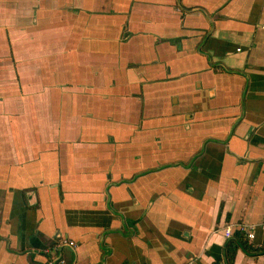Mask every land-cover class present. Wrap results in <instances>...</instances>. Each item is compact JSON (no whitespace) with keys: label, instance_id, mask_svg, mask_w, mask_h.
Segmentation results:
<instances>
[{"label":"crops","instance_id":"crops-1","mask_svg":"<svg viewBox=\"0 0 264 264\" xmlns=\"http://www.w3.org/2000/svg\"><path fill=\"white\" fill-rule=\"evenodd\" d=\"M0 264H264V0H0Z\"/></svg>","mask_w":264,"mask_h":264},{"label":"trees","instance_id":"trees-1","mask_svg":"<svg viewBox=\"0 0 264 264\" xmlns=\"http://www.w3.org/2000/svg\"><path fill=\"white\" fill-rule=\"evenodd\" d=\"M239 248L244 249L246 252H251L253 250L252 244L248 242L245 235L236 231L233 238H231L226 244V252L230 256L231 261Z\"/></svg>","mask_w":264,"mask_h":264},{"label":"built area","instance_id":"built-area-1","mask_svg":"<svg viewBox=\"0 0 264 264\" xmlns=\"http://www.w3.org/2000/svg\"><path fill=\"white\" fill-rule=\"evenodd\" d=\"M235 228L227 226L225 229L226 236L231 237L236 231H239L243 233L245 235V238H247L248 240H253L255 238V231L253 225L240 224L238 225V227ZM69 244L75 246V243L72 241H70Z\"/></svg>","mask_w":264,"mask_h":264}]
</instances>
